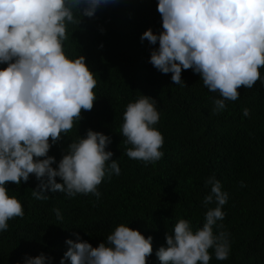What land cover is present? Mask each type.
Returning <instances> with one entry per match:
<instances>
[{
    "label": "clouds",
    "instance_id": "clouds-1",
    "mask_svg": "<svg viewBox=\"0 0 264 264\" xmlns=\"http://www.w3.org/2000/svg\"><path fill=\"white\" fill-rule=\"evenodd\" d=\"M116 0H0V233L9 221L24 216L22 203L10 196L9 183L41 181L32 191L37 200L51 193L101 196L98 186L105 178L119 176V163L107 151L112 139L89 130L86 137L70 144L57 164L51 148L91 111L97 101V80L86 57L68 55L65 42L69 24L80 25L94 18L102 7ZM163 31H146L142 42L159 44L150 63L162 74H172L181 85L182 72L193 70L203 85L218 92L214 112L226 102L240 98L242 86L251 89L264 83V0H158ZM184 84V83H183ZM248 117V109L243 110ZM157 101L142 95L129 103L123 116L122 135L131 147L128 158L145 164L164 156V137ZM57 178L62 183H57ZM210 193L203 200L208 208L202 228L193 229L181 219L166 237L167 247L156 253L160 264H210L211 252L220 261L231 253L230 234L219 231L225 219L223 207L229 194L214 176L205 184ZM215 204V208L208 207ZM58 219L63 217L54 209ZM77 240H81L77 236ZM69 246L60 264H147L153 254V238L120 225L105 243L94 248L86 241H66ZM25 264H54L41 254L25 258Z\"/></svg>",
    "mask_w": 264,
    "mask_h": 264
},
{
    "label": "trees",
    "instance_id": "trees-1",
    "mask_svg": "<svg viewBox=\"0 0 264 264\" xmlns=\"http://www.w3.org/2000/svg\"><path fill=\"white\" fill-rule=\"evenodd\" d=\"M157 7L158 0H116L79 26L68 25L66 51L72 58L86 57L96 74L97 101L49 156L57 168L70 144L92 130L111 137L107 151L114 153L121 174L105 178L99 198L49 191V199L37 200L32 191L41 181L34 175L27 183H9V194L22 203L24 216L10 220L9 229L0 233V264H25L26 257L41 254L60 264L69 248L66 241H86L96 248L120 225L152 237L147 264H160L156 253L167 247L166 237L181 219L194 230L203 227L208 211L203 200L210 193L205 184L213 176L229 194L222 209L225 219L218 224L223 225L219 231L230 234L231 253L220 261L211 252L210 264H264V83L242 86L240 98L215 113L214 101L221 97L203 85L199 74L184 70V84L177 85L171 73L162 74L149 62L159 44L141 37L148 30L163 31ZM260 71L264 80V68ZM141 94L157 101L161 117L156 127L164 137V156L154 164L125 154L131 145L122 135L123 116Z\"/></svg>",
    "mask_w": 264,
    "mask_h": 264
}]
</instances>
